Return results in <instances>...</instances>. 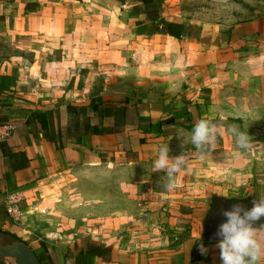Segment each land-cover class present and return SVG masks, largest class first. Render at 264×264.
<instances>
[{"label":"crops","instance_id":"obj_1","mask_svg":"<svg viewBox=\"0 0 264 264\" xmlns=\"http://www.w3.org/2000/svg\"><path fill=\"white\" fill-rule=\"evenodd\" d=\"M249 54L264 59V0L0 4V123L14 126L0 140V231L16 233L46 264H86L89 241L113 248L110 260L92 264H221L218 241L202 240L213 199L196 207L191 195L254 200L264 181L228 195L221 156L187 139L182 147V138L199 118L212 120L228 86L244 87ZM216 115L222 131L225 117ZM220 143L230 161L231 140ZM165 144L170 156H188L173 190L153 168ZM19 151L28 163L15 170ZM100 166L132 169L138 182L131 213L94 224L91 210L80 216L51 196L50 182ZM8 193L18 196L19 220L7 212Z\"/></svg>","mask_w":264,"mask_h":264},{"label":"rangeland","instance_id":"obj_2","mask_svg":"<svg viewBox=\"0 0 264 264\" xmlns=\"http://www.w3.org/2000/svg\"><path fill=\"white\" fill-rule=\"evenodd\" d=\"M245 59L249 63V68H244L245 85L244 87L230 85L224 90L228 91L230 97L220 99L212 116L213 122L217 123L219 118L216 112L223 115L225 118L219 121L223 122L224 127L222 131L218 129L219 134L213 148L203 153L204 155L215 153L221 156L224 161L222 169L229 174L225 180L232 183L227 192L232 196H237L240 191L242 193L248 190L252 184L264 181V59L259 61L256 54H249ZM260 62L261 65H259ZM254 66L258 68L255 69ZM251 67L252 71H250ZM249 74L256 79L249 80ZM230 125L239 126L240 130L249 133L251 144L248 150L237 147L235 138L227 131ZM188 136L186 135V138ZM228 139L231 140L233 152H235V157L232 156L230 161L229 148L223 145L219 147L220 141L227 142ZM212 157L209 159L211 160ZM133 172L132 169L126 170L113 166L92 168L87 173L83 171L77 174L76 177L60 178L57 181L54 180L55 182H50L53 183L50 185V195L64 198L70 208L79 210L80 216L91 210L92 213L87 218L92 223L98 224L101 220L113 216L117 210L122 213L132 212L130 205H134L136 198L133 195V186L138 182L133 178ZM191 196L192 204L196 207H202L204 201L207 200L210 203L213 199L212 195L206 194ZM9 239L12 237L7 236L3 240Z\"/></svg>","mask_w":264,"mask_h":264},{"label":"clouds","instance_id":"obj_3","mask_svg":"<svg viewBox=\"0 0 264 264\" xmlns=\"http://www.w3.org/2000/svg\"><path fill=\"white\" fill-rule=\"evenodd\" d=\"M227 131L235 138L238 148H250L251 137L247 131L236 125H230ZM218 134L217 125L211 119L199 118L186 139L197 152L203 153L213 148ZM184 140L182 138V147ZM169 153V145H162L153 168L166 174L164 187L173 190L179 186L182 170L188 167V156L183 151L175 156ZM220 214L226 217L216 232L221 264H264V196L254 199L251 208L237 203L230 209H222ZM199 249L202 255L207 254L202 242Z\"/></svg>","mask_w":264,"mask_h":264},{"label":"water","instance_id":"obj_4","mask_svg":"<svg viewBox=\"0 0 264 264\" xmlns=\"http://www.w3.org/2000/svg\"><path fill=\"white\" fill-rule=\"evenodd\" d=\"M243 204L248 208L253 206V200L232 199L214 196L212 207L203 221V241H218L216 236L218 226L226 219L222 216V209H230L233 204ZM8 235L0 231V263L5 264L8 259L14 260V264H42L35 250L22 239H12L8 242L3 239Z\"/></svg>","mask_w":264,"mask_h":264},{"label":"trees","instance_id":"obj_5","mask_svg":"<svg viewBox=\"0 0 264 264\" xmlns=\"http://www.w3.org/2000/svg\"><path fill=\"white\" fill-rule=\"evenodd\" d=\"M39 116V114L35 113L34 116ZM14 165L13 168L16 170L19 167H24L26 165L27 156L24 151H19L17 153L12 154ZM4 231L8 236L12 237V239H21L19 236L16 235V233L9 232L7 230H1ZM6 240V242L12 240ZM113 254V248L110 246H104L102 244L89 241L87 243L86 253H85V261L86 264H92V261L94 258H101L105 260H110L112 258ZM42 264H46L44 256L38 255Z\"/></svg>","mask_w":264,"mask_h":264},{"label":"built area","instance_id":"obj_6","mask_svg":"<svg viewBox=\"0 0 264 264\" xmlns=\"http://www.w3.org/2000/svg\"><path fill=\"white\" fill-rule=\"evenodd\" d=\"M12 0H0V4H6ZM14 126L6 123H0V140L9 137L13 132ZM18 196L14 193H8L6 196V209L8 214L16 221L20 217V209L18 207Z\"/></svg>","mask_w":264,"mask_h":264}]
</instances>
